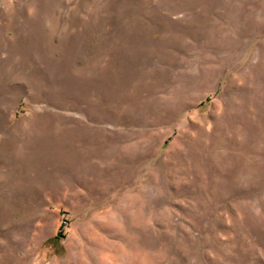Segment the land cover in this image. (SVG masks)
Returning <instances> with one entry per match:
<instances>
[{
    "label": "rangeland",
    "instance_id": "rangeland-1",
    "mask_svg": "<svg viewBox=\"0 0 264 264\" xmlns=\"http://www.w3.org/2000/svg\"><path fill=\"white\" fill-rule=\"evenodd\" d=\"M12 139L0 264H264V0H0Z\"/></svg>",
    "mask_w": 264,
    "mask_h": 264
},
{
    "label": "bare ground",
    "instance_id": "bare-ground-1",
    "mask_svg": "<svg viewBox=\"0 0 264 264\" xmlns=\"http://www.w3.org/2000/svg\"><path fill=\"white\" fill-rule=\"evenodd\" d=\"M13 143H14L13 139H12V141L4 142V143L1 145L0 152H2V153H7V148H8V146L10 145V147H11V144H13ZM9 149H10V148H9Z\"/></svg>",
    "mask_w": 264,
    "mask_h": 264
}]
</instances>
